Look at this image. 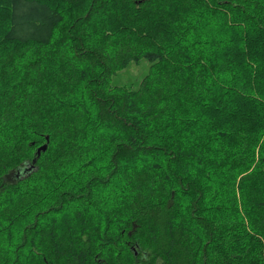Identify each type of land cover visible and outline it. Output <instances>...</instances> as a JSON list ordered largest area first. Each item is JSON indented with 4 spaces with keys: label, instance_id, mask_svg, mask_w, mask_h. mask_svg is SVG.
Masks as SVG:
<instances>
[{
    "label": "trees",
    "instance_id": "1",
    "mask_svg": "<svg viewBox=\"0 0 264 264\" xmlns=\"http://www.w3.org/2000/svg\"><path fill=\"white\" fill-rule=\"evenodd\" d=\"M0 264H264V0H0Z\"/></svg>",
    "mask_w": 264,
    "mask_h": 264
},
{
    "label": "rangeland",
    "instance_id": "2",
    "mask_svg": "<svg viewBox=\"0 0 264 264\" xmlns=\"http://www.w3.org/2000/svg\"><path fill=\"white\" fill-rule=\"evenodd\" d=\"M148 71L149 63L147 61H141L139 64L133 63L112 76L110 85H131L137 87Z\"/></svg>",
    "mask_w": 264,
    "mask_h": 264
},
{
    "label": "water",
    "instance_id": "3",
    "mask_svg": "<svg viewBox=\"0 0 264 264\" xmlns=\"http://www.w3.org/2000/svg\"><path fill=\"white\" fill-rule=\"evenodd\" d=\"M48 140V139H47ZM47 149V143L45 144V145H43V146H41L40 148H38V150H37V154H38V156L40 155V153L42 152V151H45Z\"/></svg>",
    "mask_w": 264,
    "mask_h": 264
}]
</instances>
